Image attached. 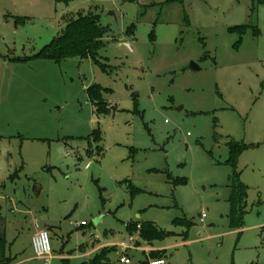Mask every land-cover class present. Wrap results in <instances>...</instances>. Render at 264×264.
Wrapping results in <instances>:
<instances>
[{
  "label": "rangeland",
  "instance_id": "374dc122",
  "mask_svg": "<svg viewBox=\"0 0 264 264\" xmlns=\"http://www.w3.org/2000/svg\"><path fill=\"white\" fill-rule=\"evenodd\" d=\"M90 12L108 29L109 73L16 61ZM95 85L110 91L107 115L89 101ZM231 141L247 147L237 228ZM0 215L12 264H84L105 247L118 263L122 245L132 264L158 251L167 264H264V0H0ZM131 224L163 236L144 242ZM41 230L48 261L32 248Z\"/></svg>",
  "mask_w": 264,
  "mask_h": 264
},
{
  "label": "trees",
  "instance_id": "16d2710c",
  "mask_svg": "<svg viewBox=\"0 0 264 264\" xmlns=\"http://www.w3.org/2000/svg\"><path fill=\"white\" fill-rule=\"evenodd\" d=\"M180 1V0H179ZM263 3V1H260ZM25 19H17V24H24ZM66 24L65 29L60 35L53 39V41L43 48L33 58L23 60L17 59V62L26 63L33 59L53 61L60 63L69 59H81L93 61L101 68L104 73H109L110 67L101 62L99 52L105 47V37L108 34V29L101 24V18L98 15L90 12L89 14L79 13L77 17L68 16L64 18ZM135 26L129 29V35L134 31ZM248 26H241L230 29L231 31L244 34ZM110 92L101 86L95 85L88 89L89 101L96 109L97 115H107L111 112L109 104L104 100V94ZM93 143L102 142V134L100 131H95L88 139ZM90 142V143H91ZM230 159L227 164L233 168L234 172L230 179L231 195L229 203L231 206L230 219L233 228L239 227V221L243 218L244 210L247 206V192L248 189L240 182V174L236 171L238 159L241 154L247 149L234 141L229 144ZM98 151H101L98 149ZM185 180L180 181L185 183ZM135 192H137L135 190ZM3 219L0 215V226ZM190 223H188V226ZM131 235L138 234L140 239L144 242L151 243L155 239H161L163 234L160 233L153 225L140 226L138 224H131L127 227ZM115 250L105 247L102 248L95 257L84 264H118L110 260V255ZM154 260L164 259L165 251L151 252ZM13 259L7 256V240L3 233L0 232V264H12Z\"/></svg>",
  "mask_w": 264,
  "mask_h": 264
},
{
  "label": "built area",
  "instance_id": "2783aa9c",
  "mask_svg": "<svg viewBox=\"0 0 264 264\" xmlns=\"http://www.w3.org/2000/svg\"><path fill=\"white\" fill-rule=\"evenodd\" d=\"M205 218L206 216L202 215L200 221L203 222ZM32 248L38 259L43 261H48L49 257L52 254V246H51L49 232L47 230L39 231L32 238ZM121 248L123 249V251H122V256L119 258L118 264H132V260L128 256V252L130 250H137L135 246L128 247L126 245H122ZM149 264H167V262L164 259H159V260H153Z\"/></svg>",
  "mask_w": 264,
  "mask_h": 264
},
{
  "label": "water",
  "instance_id": "95a60500",
  "mask_svg": "<svg viewBox=\"0 0 264 264\" xmlns=\"http://www.w3.org/2000/svg\"><path fill=\"white\" fill-rule=\"evenodd\" d=\"M189 71H191V72H197V71H199L200 69L197 67V65L196 64H194V63H191L189 66H188V68H187ZM133 97H135V96H133ZM180 110V109H179Z\"/></svg>",
  "mask_w": 264,
  "mask_h": 264
},
{
  "label": "crops",
  "instance_id": "0c3cea01",
  "mask_svg": "<svg viewBox=\"0 0 264 264\" xmlns=\"http://www.w3.org/2000/svg\"><path fill=\"white\" fill-rule=\"evenodd\" d=\"M48 230V229H47ZM94 243V242H93ZM97 253L100 251V249H98V250H95ZM84 252V251H83ZM96 253V254H97ZM90 254L89 253H86V252H84L82 255H80V256H77V257H88Z\"/></svg>",
  "mask_w": 264,
  "mask_h": 264
}]
</instances>
